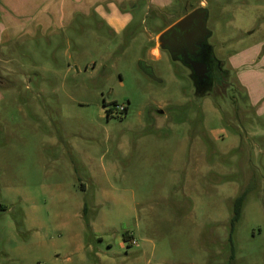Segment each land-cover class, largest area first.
<instances>
[{"label":"rangeland","instance_id":"rangeland-1","mask_svg":"<svg viewBox=\"0 0 264 264\" xmlns=\"http://www.w3.org/2000/svg\"><path fill=\"white\" fill-rule=\"evenodd\" d=\"M118 4L0 43V264H264V0ZM198 7L244 103L158 48Z\"/></svg>","mask_w":264,"mask_h":264},{"label":"flooded vegetation","instance_id":"flooded-vegetation-1","mask_svg":"<svg viewBox=\"0 0 264 264\" xmlns=\"http://www.w3.org/2000/svg\"><path fill=\"white\" fill-rule=\"evenodd\" d=\"M195 9L196 8L185 12L159 33L161 34ZM201 21L200 17L194 19L193 26L195 27H193V30L190 28H183L182 30L176 29L173 32H169L167 37L161 41L162 45L167 49L162 52L165 53L175 64L182 66L189 72V68L192 64L201 63L206 65V72H203V74L202 72H199L198 67H195V73H197L196 71L198 70L197 74L200 78L198 76L197 78L193 77L192 74L189 76L193 86V96L203 98L212 97L214 99L218 98L222 101L227 100L233 102L235 105L239 102L244 103L245 99L241 95H238V100H234L236 97L235 87L229 82V73L223 69L220 61L214 56L213 49L209 44L212 33L208 30L207 23L205 29L200 26ZM193 32L196 35H194ZM194 37L196 38L195 40ZM169 50L172 51V55L174 56L173 59H171L169 55ZM220 79H224V83H226L224 90L220 87ZM112 113L113 112H111L110 109L107 110V117ZM114 113L120 115L117 107Z\"/></svg>","mask_w":264,"mask_h":264},{"label":"crops","instance_id":"crops-1","mask_svg":"<svg viewBox=\"0 0 264 264\" xmlns=\"http://www.w3.org/2000/svg\"><path fill=\"white\" fill-rule=\"evenodd\" d=\"M123 1L125 0H0V25L3 27L0 31V43L4 44L7 35L9 38H18L35 32L44 34L52 27L70 23L77 14L87 17L89 9L95 11L106 4L117 9L120 7L118 3ZM129 1L135 4L137 0H127Z\"/></svg>","mask_w":264,"mask_h":264},{"label":"water","instance_id":"water-1","mask_svg":"<svg viewBox=\"0 0 264 264\" xmlns=\"http://www.w3.org/2000/svg\"><path fill=\"white\" fill-rule=\"evenodd\" d=\"M200 17L201 18V22H200V26L205 29L206 27V23L208 22V18H209V14H208V10L204 7H199V8H196L195 10L191 11L189 14H187L186 16H184L183 18H181L179 21H177L175 24H173L171 27H169L168 29H166L165 31H163L158 37H157V45H158V48L161 50V51H164V50H167L165 49V47L162 45L161 41H163L164 38L167 37V34L169 32H173L174 30H182L183 28H190L191 30H193V21L195 18H198ZM195 32V31H194ZM193 32L194 35H196L195 33ZM196 38L194 37V40ZM190 43H193V42H190ZM169 55L171 57V59H173V55H172V51L169 50ZM182 58V57H180ZM221 66L223 67V64L222 62H220ZM138 68L140 69V71L146 76L148 77L150 80L154 81V82H160V80H158L157 78H155V76L153 75V72H152V69L151 67L149 66H145L143 65L142 63H138ZM195 67H198V70L199 72H206V65L205 64H201V63H198V64H192V66L189 68L190 72H189V76L190 74L193 75V77H196L198 76V70L196 71L197 73H195ZM194 68V69H193ZM199 77V76H198ZM200 78V77H199ZM196 97V96H194ZM197 98H200L202 99L203 97H197ZM213 100H215L214 98H212Z\"/></svg>","mask_w":264,"mask_h":264},{"label":"trees","instance_id":"trees-1","mask_svg":"<svg viewBox=\"0 0 264 264\" xmlns=\"http://www.w3.org/2000/svg\"><path fill=\"white\" fill-rule=\"evenodd\" d=\"M224 79H220L219 83H220V87L221 89L224 90L226 83H224ZM125 112H126V108H125ZM124 112V113H125ZM123 113V114H124ZM245 192H242L240 195H238L232 202V206H231V218H230V234H229V238L228 241L232 247V233L234 231V227L235 225L239 222L240 218H241V211H242V206L244 203V198H245ZM87 212V205L84 204L83 206V215L85 216ZM86 227L87 229L90 228L89 223L86 222ZM125 239L127 240V237H125Z\"/></svg>","mask_w":264,"mask_h":264},{"label":"built area","instance_id":"built-area-1","mask_svg":"<svg viewBox=\"0 0 264 264\" xmlns=\"http://www.w3.org/2000/svg\"><path fill=\"white\" fill-rule=\"evenodd\" d=\"M118 110V109H117ZM119 111V114H123L124 112H125V107L123 106V107H121L120 108V110H118Z\"/></svg>","mask_w":264,"mask_h":264}]
</instances>
